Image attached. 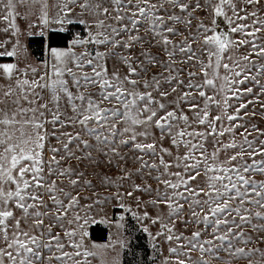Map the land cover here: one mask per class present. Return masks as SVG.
I'll use <instances>...</instances> for the list:
<instances>
[{"label":"snow or ice","instance_id":"1","mask_svg":"<svg viewBox=\"0 0 264 264\" xmlns=\"http://www.w3.org/2000/svg\"><path fill=\"white\" fill-rule=\"evenodd\" d=\"M204 9L212 26L201 22L175 43L183 35L177 25L191 29L193 13ZM218 18L227 32H217ZM0 24V58H14L0 63V264H123V213L117 220L90 215L108 204L160 225L156 236L170 244L164 264H264V248L255 246L264 244V180L255 178L264 176V129L234 123L249 115V105L260 104L264 117L261 0H0ZM69 25L83 26L87 38L50 46L41 67H20L27 56L22 36L47 39ZM177 63L198 67L201 82H193L196 72L181 78ZM52 138L60 146H50L45 159ZM129 159L139 165L135 172L123 167ZM72 160L93 168L98 184ZM102 166L119 175L95 172ZM134 175L163 187L137 184ZM137 192L155 198L144 202ZM149 205H164L167 222L151 217ZM177 220L197 230L177 234ZM96 224L115 226L117 238L93 242L88 229ZM109 252L116 253L111 261Z\"/></svg>","mask_w":264,"mask_h":264},{"label":"rangeland","instance_id":"2","mask_svg":"<svg viewBox=\"0 0 264 264\" xmlns=\"http://www.w3.org/2000/svg\"><path fill=\"white\" fill-rule=\"evenodd\" d=\"M194 2V0H193ZM262 3H264V0H261ZM54 3V0H49V4L52 5ZM201 3H203V0H201ZM20 11H24L23 8L20 9ZM193 16L197 17L198 19H192V27L189 30H185L184 25L180 24L177 25V28L180 29V31L183 33V35H178L175 36L174 42L179 44L185 37H189V31L192 33L196 32V28L197 25L200 24L201 22H203L205 25L211 27L212 26V15L209 9H204V10H197L193 13ZM17 23L20 25V28L22 31H26L27 30V22L24 21L23 19L18 18L17 19ZM218 27H217V32H219L220 30H223L225 32L228 31V25L225 23L223 18H218L216 21ZM3 25L0 24V27H2ZM68 31L64 32L65 34H71V38L73 39L76 35H79L81 38H87L86 36V32L83 28V26H78V25H69L68 26ZM34 32H37L38 29H33ZM211 34V33H209ZM237 37L239 34H235ZM3 36H0V39H3ZM35 38H42L39 35H33V36H27L24 35L21 37V41L23 42V44L26 45L27 47V56L21 57L20 60V67H24L26 64H32L34 66L37 67H41L42 66V62L49 59V45L47 43L48 38H44L45 39V45L43 48V54L41 57L35 56L33 53V50L30 47V41L32 39ZM71 47V43H68V45L66 47L63 48H68ZM86 47H90V46H86ZM203 47L202 44V40L200 43L197 44H193V48H201ZM3 49H0V51H2ZM84 48H80L77 47L75 49V51L80 52V51H84ZM151 51L154 54H160V50L158 48H153L151 49ZM241 51H243V49H241ZM162 55V54H161ZM177 60L179 61L181 59V55L178 54L177 55ZM14 62V58H9V57H3L0 58V63H11ZM177 68L179 69H184V71H182L180 73L181 78H183L185 81L188 80V72H196L197 75L196 77L193 78V82H201V73L198 67H192L191 64H180L177 63L176 65ZM162 69L160 68H154L153 72H157V71H161ZM221 72L223 73V69H221ZM0 83H2V81H0ZM239 87L243 88L245 87V85H240ZM209 94H211V92L209 91ZM175 95V94H174ZM172 97H169V99H171ZM217 99H221L220 96L216 97ZM252 97L250 96H245L243 97V100L246 102L248 99H251ZM261 100L264 101V97H261ZM240 101H237L235 99L230 100V103L233 104L234 106L238 105ZM253 108L255 109L257 115L252 116L251 115V111L253 110ZM228 111L231 113L233 111L232 108H229ZM247 111L249 112V115L246 116L243 120H239L236 121L234 123H241V124H246V126L249 127V130H251V124H256L258 125L261 129H264V117H262L259 113L261 112V107L260 104H256L255 106L253 105H249V108L247 109ZM219 110L216 109L215 107H213L212 109V114L216 115L218 114ZM243 111L241 112V115L243 116ZM225 125H227V121H225ZM49 130H51L49 128ZM69 131H71V129H69ZM237 132V136L236 139L239 142V140L241 139L240 137V133L243 132L242 128H238L236 129ZM253 135H256L255 133H253ZM249 139H252V137L250 136ZM50 146H56L59 147V142L55 139L52 138L50 141V145L46 144L45 146V159L49 158L52 154L50 151H48ZM164 146L165 147H169V144L167 142V140L164 141ZM231 151V150H230ZM125 154L127 155H131L129 153H127V150H124ZM95 155V153H94ZM59 158V156L57 157ZM221 158H223V154H221ZM145 159H149L148 157H145ZM154 159V158H153ZM165 159H169L168 157H165ZM87 163V162H85ZM71 164L73 167L75 168H81V169H85V165L84 164H77V162L75 160L71 161ZM123 167L128 168L129 170L135 172V169L137 167H139L138 164L134 163L133 160L129 159L128 162L126 164L123 165ZM88 173L89 179L93 180V183H97L98 184V178L93 174V168L89 167L85 169ZM175 171V169H173ZM95 172H101V173H107L108 175L112 176L113 178H115L116 176L119 175V171L115 168H108V167H104L102 166L101 168L95 169ZM153 175H155V173H153ZM257 180H264V176H259L257 175L255 177ZM132 180L137 183V184H141L144 185L146 184H150L152 186L153 189H157V188H162V185H158L156 183L155 180L151 179L150 177L145 176L143 179L139 176H133ZM65 183H67L65 181ZM129 183L128 181H125V188L129 187ZM99 191L101 193L104 192V189H99ZM112 191H115V189H113ZM120 191H124V189H120ZM84 195H88V193H83ZM136 196L140 197L142 201L146 202L150 199L155 198V193H152L151 195L149 194H145V193H141V192H137L135 193ZM112 203H115V201H113ZM125 203L129 206H131L133 208L134 211H140V209H137L135 201L131 198H126ZM144 207V204L142 203L141 205V209ZM103 209V211H100V209ZM185 209H187V205H185ZM147 211L149 212L150 216L155 218L157 216V214L163 215L165 218V222H167V213H168V209L164 206V205H160L159 210L152 208L150 205L147 207ZM108 214V217L111 220H117L118 216L123 213V215L125 216V228L122 230L123 236L129 241L128 244V248L127 250H122L121 252V259L123 261V264H164V260L165 258H170L171 254L169 252V247L170 244L169 242H167L163 236H156V233L160 230V225L159 224H155L153 225L150 220H144L142 222H138L134 219H132V217L130 216V214L128 213H124L123 210L121 209H115L112 207V204H108V205H101L99 206L95 212L90 213V215H94L96 216L97 219H100L103 217L104 213ZM97 213H99L97 215ZM188 217V213L187 211H185L184 213V218L186 219ZM255 222V221H254ZM94 226H100L103 227L107 230V236H106V240L102 241V242H95V243H100V244H104V243H108L109 240H114L116 239V233H117V228L115 226H107L104 224H96L93 225ZM148 227L149 232L152 233V236H149L148 233H145L142 229L143 227ZM91 228H89V232H91ZM175 228L177 231V234L183 232L184 235H190V233L194 230H197V227L189 224L187 225V227H185L184 224L180 223L179 220H177L175 222ZM246 232H251L250 228H245ZM260 235H264V233H261ZM153 237H155V240L153 239ZM92 240V239H91ZM93 241V240H92ZM94 242V241H93ZM153 243H155L157 245V249H154L152 247ZM176 242L173 241L171 243V246H175ZM253 246V245H250ZM255 246H259L261 248H264V244H259V245H255ZM116 253L115 252H109L108 253V260L111 261V258L113 256H115ZM194 255H199V253H194ZM223 255V253L221 254ZM93 264H97L96 261L93 262ZM212 264H220L219 261H212ZM240 264H246L245 261H241Z\"/></svg>","mask_w":264,"mask_h":264},{"label":"trees","instance_id":"3","mask_svg":"<svg viewBox=\"0 0 264 264\" xmlns=\"http://www.w3.org/2000/svg\"><path fill=\"white\" fill-rule=\"evenodd\" d=\"M71 39V34L59 33V34H51L48 38V45L55 46L59 48L66 47L68 45V41ZM45 45L44 38H35L30 41V47L33 50L35 56L41 57L43 54V48ZM91 239L94 242H102L106 240L107 230L100 226H94L91 229Z\"/></svg>","mask_w":264,"mask_h":264},{"label":"built area","instance_id":"4","mask_svg":"<svg viewBox=\"0 0 264 264\" xmlns=\"http://www.w3.org/2000/svg\"><path fill=\"white\" fill-rule=\"evenodd\" d=\"M71 41H72V38L68 41V43H71Z\"/></svg>","mask_w":264,"mask_h":264}]
</instances>
